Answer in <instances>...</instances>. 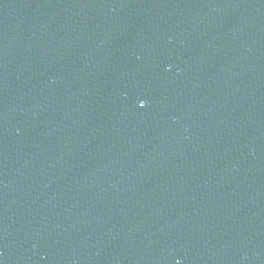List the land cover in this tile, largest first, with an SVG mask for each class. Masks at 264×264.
Returning <instances> with one entry per match:
<instances>
[{
    "label": "water",
    "instance_id": "1",
    "mask_svg": "<svg viewBox=\"0 0 264 264\" xmlns=\"http://www.w3.org/2000/svg\"><path fill=\"white\" fill-rule=\"evenodd\" d=\"M0 264H264V0H0Z\"/></svg>",
    "mask_w": 264,
    "mask_h": 264
},
{
    "label": "snow or ice",
    "instance_id": "2",
    "mask_svg": "<svg viewBox=\"0 0 264 264\" xmlns=\"http://www.w3.org/2000/svg\"><path fill=\"white\" fill-rule=\"evenodd\" d=\"M143 106V105H142Z\"/></svg>",
    "mask_w": 264,
    "mask_h": 264
}]
</instances>
